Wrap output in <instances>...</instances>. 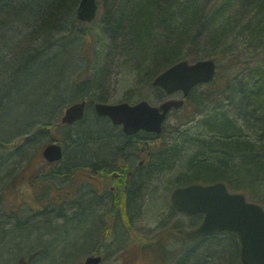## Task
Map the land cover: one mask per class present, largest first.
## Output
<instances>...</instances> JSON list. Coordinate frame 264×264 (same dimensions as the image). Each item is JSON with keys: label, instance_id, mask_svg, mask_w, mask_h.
Returning <instances> with one entry per match:
<instances>
[{"label": "rangeland", "instance_id": "obj_1", "mask_svg": "<svg viewBox=\"0 0 264 264\" xmlns=\"http://www.w3.org/2000/svg\"><path fill=\"white\" fill-rule=\"evenodd\" d=\"M214 1L216 0H203L205 8L203 16H207ZM106 2L109 10L111 0H107ZM99 3L100 8L96 19L73 28L70 35H68V39L72 40L74 45L69 44L67 51H72L69 47L74 46L75 53L69 56L66 55L64 64L62 62V66H58L64 70L63 78L60 80L61 87H65L64 90H66L67 82H72L77 75H81V78L89 79V77L94 78L95 76L92 75H95L96 72L99 73L100 77L99 81H97L98 86H95L94 81H91L84 93L73 97H71L73 91L72 93L65 91L69 93L70 96L68 97L70 98L62 103L64 97L62 94L55 103H52V108L58 109L59 104L62 106L56 113L50 116L47 114L48 117L47 115H43L44 107L48 103L46 100L48 98L44 94L45 90L43 88L46 85L43 79L20 78L19 82L22 80L17 88L23 84H28L29 88L25 87L26 89L11 91L13 116L0 119V141L18 142V145L25 142L28 131L26 132L24 128L29 126L30 120H33L35 114L38 113L37 106L42 108L38 115L44 119L48 117L47 119L52 122L51 127H49L52 134H50V131L48 132V135L53 136L51 140L55 139L62 143L67 151L72 143L71 139H68L67 131L74 130V133L79 132L86 125L93 124L92 120L97 114L94 109V102L96 101L111 104L121 102L133 104L141 100H147L153 105H159L170 97L183 98L180 92L169 95L161 88L154 86L152 81H148L147 74H149V77H152L154 73H157L161 69V65L158 66L157 70L156 67H153L151 61L141 63L136 58L128 56L126 52L119 49L118 46H122L121 40L117 43L113 42L107 34L104 25L105 9L102 0ZM233 10L232 7L219 16V22L212 24V30L209 31V34L211 36L213 32H216L217 37L215 39L211 41L207 36V39L198 40L194 45L186 46L180 54L181 59L194 60L196 56L207 58L206 54L209 51H215L216 57L211 56V58H214L217 62L219 75L217 79L222 84V96H216L210 84H203L196 87V92L186 98V107L184 106L170 113L165 122L164 130L157 137L156 143L150 144L149 149L150 151L158 149L161 145V147L166 146L168 151L172 146H177L176 150L179 149L180 151L176 154L173 151L168 153L166 164L162 160H160L161 162L153 160L155 163L151 162L144 167L145 172L140 176L138 195L136 194L134 201L130 204L131 206L126 204L125 210H123L126 215L125 218L124 214L121 216L117 208L112 206L111 196H116L115 193L107 194L106 196L108 197L102 198L100 203L95 200H89V198L93 197L94 193H92V190L95 188L89 185L90 167L80 166L78 169H74L76 173L73 176L70 175L72 171L66 173V170L49 175L51 168L57 169V166L47 167L48 164H46L47 162H45L42 156L43 147L50 141L44 140L42 142L31 143L32 145L25 152L26 155L17 164H12L11 162L2 164V170H0V224L4 223V230L12 229L16 225L14 223L17 221L27 222L28 224L26 227L22 226V230L27 229V241L21 245L24 248L11 242L10 245L14 247L11 254H9V251H5L6 246L0 243V264H18L20 257L28 258L31 253L35 252H38L37 256L28 264H84L86 256L96 250L104 256L101 264H173L177 262L178 258L185 256V254H189L187 264H218L217 257L227 256V253L231 251L230 245L229 248L228 245H225L228 251L223 255L221 253L223 249L218 248L214 243H211L209 246L206 244L205 246V242L200 243L201 237H187L186 233L195 229L201 220H199V223H192L193 217L177 211L173 206L171 194L176 187L186 185V182L179 181V177L188 173L189 158L194 152L193 147L190 146L191 143H183L181 136L183 132H181V129L186 130L189 126L195 125L196 127L191 130L190 136L194 137L196 134L192 133H196L197 130H199L198 133H201L202 129L198 125L197 120L205 116L208 117L212 113V110L209 111V109L213 108L214 105L230 108L229 104L233 101V96H231V92L229 91L231 87L224 86L225 82H229L231 86L232 79L234 78L236 81H247L260 66L264 65V37H260V41L257 42L245 35H237L236 33H231V35L228 32L230 27H226V25H232L233 20H235ZM250 10H252V15L255 17L257 15L255 6ZM222 17L225 20L224 24L221 22L222 19H220ZM205 19L207 20L208 17L202 18L204 23ZM252 20L251 18L248 21L254 24L255 22ZM8 33L9 30L4 34L9 35ZM6 38V36L3 37L4 40ZM150 55L151 53L149 52L148 57ZM228 64H231V67H227ZM0 71L3 72L2 66H0ZM70 72H72V75L67 79L65 75H69ZM1 74L3 73H0V96L11 85L10 82L1 84L3 81ZM6 74H10V72ZM54 93L61 94V89H54L51 96ZM204 94L205 102H201L200 104V101H202L200 100V96ZM227 97H231L230 101ZM81 98L87 99L90 102L84 117L88 123L82 124L83 126L78 125V123L71 126L58 125V119L63 110L69 104ZM188 106L191 107L190 113L196 110L197 117L193 120L194 122L183 123L184 125L181 126L179 123L188 118L185 115L188 114L186 112ZM188 115L192 116L191 114ZM22 118H25V120L21 122L20 119ZM15 119L17 123H13ZM39 122H41V119L37 120L34 126H37ZM239 122L246 125L248 120L245 117H239ZM107 125L106 127L112 133H121L119 129L112 128L114 126L112 123L108 122ZM91 127L98 129L96 124ZM243 128H245L247 134L251 133L247 130V127ZM58 136L60 137L59 139ZM174 140L175 142L177 141L178 145ZM141 146L144 145L140 144V149ZM147 152L148 150L146 149L145 154L141 158L145 157ZM178 153L179 155H177ZM4 154L8 155V153ZM66 154L64 162H67L68 159L73 158L75 155H83L79 152H66ZM120 155L121 153L119 154V158H121ZM139 161L140 158L136 160L135 164H138ZM42 164H44V167ZM55 174L59 175L51 177ZM130 186L131 183L129 184ZM47 187L52 188L51 194L45 192ZM64 187L66 189L63 195L56 197V194ZM109 189V187L106 188L105 192H109ZM230 189L235 191L232 188ZM40 194H42V198L38 199ZM44 197L45 200L43 199ZM249 199L251 200L250 197ZM43 200L47 202L41 203ZM81 203H85L87 213L84 216L86 218L85 222L83 221L84 224L77 226L74 232H69V235L71 234L70 239L65 243H63L64 240L62 238L64 234L62 236L59 235L58 237L60 238L54 241V244L60 248H47L48 252L46 251L43 254L42 247L46 245H44L42 239L44 237V240L48 239L49 236L45 235L46 232L39 231L38 229L42 225L45 231H58V229L53 228L48 223L43 224L45 219L41 217L45 215L53 216L60 211L68 213V216H73L75 211L79 212L82 210H78ZM94 211L104 218V222L98 216L100 221L97 219L99 224H96L97 221L93 215L95 214ZM89 217L90 221L87 220ZM42 221L41 225L40 222ZM18 234H11L10 237L12 238V235L19 237ZM84 236L88 238L86 239ZM92 237L93 240H90ZM28 240H31L29 241L31 243ZM32 241L35 242L32 243ZM4 245H7V242ZM28 247L29 249L25 250ZM16 251L20 252L12 261ZM40 251L41 254H39ZM233 264H235V261Z\"/></svg>", "mask_w": 264, "mask_h": 264}, {"label": "trees", "instance_id": "obj_2", "mask_svg": "<svg viewBox=\"0 0 264 264\" xmlns=\"http://www.w3.org/2000/svg\"><path fill=\"white\" fill-rule=\"evenodd\" d=\"M106 1L102 0L105 9L104 25L107 34L113 42L117 43L121 40L122 46L118 47L126 52L128 56L136 58L141 63L151 61L153 67H156L157 70L158 66L161 65V69L154 73L152 77L157 76L160 72L181 60L180 54L186 46L194 45L198 40L201 41L208 37L211 41L215 39L217 37L216 32H213L211 36L209 34V31L212 30V24L219 22V16L232 7L235 20H233L232 25H226V27H230L228 31L230 34L245 35L257 42L260 41V37H264V0H216L212 3L207 16H203V10L205 9L203 0H111L109 10ZM79 3L80 0H0V66L3 67V72L0 71V73H3L1 74L3 78L1 84L11 83L0 96V119L13 116L11 91L22 90L25 87L29 88L28 84H23L17 88L21 80L27 77L43 79L46 85L43 89L48 98L46 99L48 103L44 107V116L47 114L50 116L56 111L52 108V103H55L62 94L64 96L63 103L70 98L68 96L72 91L71 97L84 93L91 81H94L95 86H98L97 81L100 78L98 72L92 75L95 76L94 78L89 77V79L77 75L72 82H67L66 90H64L65 87H61L60 83L64 70L58 66H62V62L64 64L67 46L69 44L74 45V42L68 39V35H70L73 28L85 23L77 17ZM254 6L257 10L255 17L252 15V10H250ZM204 17H208L207 20L205 19V23L202 21ZM251 18L255 22L254 24L248 21ZM220 19L224 24L223 17ZM7 30H9V35L4 34ZM4 36L7 37L5 40L3 39ZM69 49L75 53L74 46L69 47ZM149 52L151 53L150 57H148ZM215 53L211 50L206 54V57H216ZM198 59H201V57L196 56L194 58V60ZM227 67H231V64H228ZM261 68H264V65L260 66L247 81L241 80L239 86L236 85L239 80L236 81L235 78L232 79L231 86L229 82H225L224 86L231 87L229 91L233 96V101L229 104L230 108L214 105L212 109H209V111L212 110V113L208 117L205 116L206 118L203 117L197 120L202 129L201 133H198L199 130H197L196 133H192L196 134L194 137L190 136L191 130L196 127L195 125L189 126L186 130L181 129L183 143H191L190 146L193 147L194 152L189 158L188 173L179 177V181H184L186 184H188L187 181L189 183L222 181L229 188L245 193L248 199L250 197L252 201L254 200L264 206V69ZM8 72L10 74H6ZM71 73L65 75V77L69 79ZM218 76L217 73L209 84L213 87L214 94L221 97L223 91H221L222 84L217 79ZM152 77L147 74L148 81L153 82L154 78ZM20 78L22 79L19 82ZM59 88L61 94L54 93L51 96L54 89L59 90ZM195 90L192 91L191 95L196 92ZM65 91L70 92L66 93ZM204 96L205 94L200 96V100H202L200 104L205 102ZM227 98L230 100L231 97ZM37 108L39 113L42 108L39 106ZM189 111L191 112L190 106L186 108V112L192 116L185 114L188 118L180 122L179 125L183 126L185 123L194 122L193 120L197 117L196 110H193L192 113ZM38 113L35 114L33 120H30L29 126L24 128L26 132L28 131L25 142L18 145V142L0 141V170H2V164L5 162L17 164L26 155L25 152L32 145L31 143L44 140L50 141L52 135H48V132L50 131V134L52 132L49 129L51 124L47 122L49 116L47 115L48 117L44 119ZM239 117H245L248 123L244 125L239 122ZM39 119L46 121L45 125L41 126L42 131L36 132L40 127L31 130L30 128ZM92 122V125H86L85 128H82V131L75 132L76 134L74 130L71 131L72 143L66 152H79L83 155H75L67 162L65 161L62 165L57 166V169L51 168L52 173L65 170L68 173L71 169H78L80 166L93 167L94 169L112 166L123 170L131 167L127 162H121V166L116 163H118L120 153L126 157L137 153L133 149L135 143L139 141V135L127 136L120 132L118 134L112 133L106 127L110 121L106 117L97 114ZM13 123H17L16 119ZM85 123L88 122L84 118L81 122H78V125H84ZM94 124L97 125L98 129L91 127ZM243 127H247V130L251 133L247 134ZM112 128L116 129L117 127L113 126ZM24 129L21 130L25 131ZM144 136L143 140L156 138L153 134ZM175 143L177 144V141ZM177 148V146H172L167 151L166 146L161 147L160 145L155 152L157 153L156 158L154 157L155 159L153 158L150 161L155 163L153 160H162L166 164L168 153L173 151L176 154L180 151L179 149L176 150ZM4 153H8V155L6 156ZM122 160L124 159L122 158ZM74 173L76 172H70V175L73 176ZM140 179V175H136L134 181L131 182L127 200L129 205L135 199L136 191L140 187ZM45 192L51 194L52 188L47 187ZM41 198L42 194H40L39 199ZM111 199L112 204H116V196H111ZM89 200L100 203L102 198L94 199V197H91ZM81 205L83 206L82 210L74 213L73 216H68V213L60 211L53 216L45 215L41 217L45 219L44 223V220L40 222L41 225L42 223H48L53 228L58 229V231H45L42 228L43 225L38 229L46 232L45 235L49 236L48 239L44 240L45 237L42 239L44 245H46L43 246L44 248L42 247L43 254H45L47 248H60L54 244V241L60 238L59 235L64 234L62 238L63 243H65L70 239L71 234L69 235V232H74L77 226L84 224L86 220L84 216L87 213L85 203H81ZM119 205L122 211L125 210V198L120 201ZM94 212L93 215L98 222L99 214L96 211ZM192 219V223H199V220L202 221V215L193 216ZM87 220L90 221V217ZM97 222L96 224H99ZM14 224L16 225L10 230H4V223L0 224V243L6 246L5 251H9V254H11L14 247L10 245L11 242L21 247L27 241V229L22 230V226L26 227L28 223L17 221ZM20 232L22 234H18ZM11 234H18L19 237L12 235L11 238ZM20 238L24 242H21ZM201 238L200 243L205 242V246L214 243L218 248H222L221 253L223 255L227 253L230 245L231 251L227 253V256H216L219 261L218 264H233L234 261L235 264H243L240 257L239 240L234 233L224 232ZM90 240H93V237ZM35 241H32V243ZM6 242L7 245H4ZM225 245H228V248ZM29 247L25 250H28ZM20 251H16L12 261ZM39 254H41V251ZM188 259L189 254H185L173 264H187Z\"/></svg>", "mask_w": 264, "mask_h": 264}, {"label": "water", "instance_id": "obj_3", "mask_svg": "<svg viewBox=\"0 0 264 264\" xmlns=\"http://www.w3.org/2000/svg\"><path fill=\"white\" fill-rule=\"evenodd\" d=\"M97 0H81L77 16L83 21H92L98 11ZM216 74V62L212 58L190 62L183 59L158 74L153 85L172 94L182 91L184 97L190 95L194 87L210 82ZM185 98H170L159 105L147 100L135 104L97 102L99 115L108 116L114 124L123 126L127 134L140 130L160 134L163 124L172 109H179ZM87 101L71 104L62 117L63 123H74L83 119ZM43 155L49 162L63 157L61 144L53 142L46 145ZM175 208L191 215L204 214L202 223L187 233L188 237L219 234L232 231L241 242V258L244 264H264V208L261 204L250 202L242 192H231L224 182L212 184L192 183L177 187L171 196ZM33 256H31L32 258ZM102 256L91 255L85 264H100ZM19 264H26L21 259Z\"/></svg>", "mask_w": 264, "mask_h": 264}, {"label": "flooded vegetation", "instance_id": "obj_4", "mask_svg": "<svg viewBox=\"0 0 264 264\" xmlns=\"http://www.w3.org/2000/svg\"><path fill=\"white\" fill-rule=\"evenodd\" d=\"M137 134L139 135L138 136L139 141H137V142L139 144H143L144 146H141V149L137 147L138 148L137 153H133L131 155H128L127 157L124 156L123 154L120 155L121 158H118V163H116L117 165L121 166V162L122 163L127 162L128 165L129 164L131 165V167L129 169L123 170V169H119V168H113L112 166L106 167V168L105 167L104 168H95V169L93 167H90V169H89L90 184L89 185H91L90 187H95L92 190V193H94L92 195L94 197V199L105 198V197H108V196H106L107 194L115 193L116 200L119 199V201H121L123 198H125V201L127 202L128 190L130 188L129 184L134 181L136 175L141 176V174H143L145 172L144 167L147 164L151 163L150 160L152 158H154L157 154V153L150 152L149 147H150L152 140L150 138L143 140V138L145 137L144 131L137 132L134 135H137ZM127 136H129V135H127ZM134 148H135V146H134ZM146 149L148 150V152L146 153V156L141 158L145 154ZM64 157H65V153L63 155V160H60V161L54 162V163H50L48 161H45V162H47L46 164H48L47 167L62 165L64 163ZM122 158L124 160H122ZM139 158H140L139 163L135 164L136 160ZM42 166L44 167V164H42ZM70 171L74 172V169H71ZM108 187L110 188L109 192H105L106 188H108ZM139 190L140 189H138V191H136L137 195H138ZM56 197H61V194L57 193ZM57 202H59V201H57Z\"/></svg>", "mask_w": 264, "mask_h": 264}, {"label": "bare ground", "instance_id": "obj_5", "mask_svg": "<svg viewBox=\"0 0 264 264\" xmlns=\"http://www.w3.org/2000/svg\"><path fill=\"white\" fill-rule=\"evenodd\" d=\"M81 22H83V21H81ZM74 54V52L73 51H67V56H69V55H71V54ZM262 70L264 69V68H261ZM241 80H239V81H237L236 82V85H241V82H240ZM230 98V97H229ZM228 99V98H227ZM230 101V100H229ZM107 103V102H106ZM59 108L58 109H56V111L54 112V113H56L59 109H60V107H61V104L58 106ZM212 109V108H211ZM20 120H25V118H22V119H20ZM48 123L50 122V120H48L47 121ZM45 123H46V121H44V120H41V122H39L38 123V125L37 126H33V127H31V129H37L38 127H40V128H38V130L36 131V132H41L42 130H41V126H43V125H45ZM52 122H50V124H51ZM18 128V127H17ZM16 128V129H17ZM122 128H123V126L122 125H119V126H117V129H119L120 131H121V133H122ZM68 133H67V136H68V139L70 140L71 139V136H72V132L71 131H67ZM139 146H140V144L137 142V143H135V148L133 149L134 151L136 150L137 151V149L139 148ZM138 147V148H137ZM51 174H53L52 173V171L50 170L49 171V175H51ZM59 174H55V175H52L51 177H57ZM188 182V184H190L189 183V181H187ZM200 183H203V182H200ZM205 184H207V183H205ZM117 202H119L118 204H120V201H119V199L116 201V204H112V206H114L115 208H117V211L120 213V215L122 216L123 214H124V211H122L121 210V206L119 205L118 206V204H117ZM130 203V202H129ZM173 203V202H172ZM126 204H128V202H126ZM131 204V203H130ZM129 205V204H128ZM173 206H174V204H173ZM82 205L78 208V210L79 209H82ZM175 207V206H174ZM122 211V214H121V211ZM74 213H76V211L74 212ZM125 214H124V218H125ZM100 218H101V220L104 222V218L102 217V216H99ZM100 218L98 219L99 221H100ZM98 251L96 250V251H93V252H91V253H89L87 256H86V259H87V257H89V256H91V255H95L96 253H97ZM25 262H27V263H29V262H31V259H29V258H26L25 259ZM19 264V263H18Z\"/></svg>", "mask_w": 264, "mask_h": 264}]
</instances>
